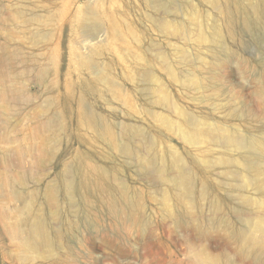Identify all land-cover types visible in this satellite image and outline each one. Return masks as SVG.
<instances>
[{
	"label": "bare ground",
	"instance_id": "obj_1",
	"mask_svg": "<svg viewBox=\"0 0 264 264\" xmlns=\"http://www.w3.org/2000/svg\"><path fill=\"white\" fill-rule=\"evenodd\" d=\"M175 1L128 0V9L142 14L123 17L129 21L121 25L115 0H90L81 7L76 0H0V144L17 145L11 152L0 151L4 171L0 196L23 201L22 210L14 215L4 213L2 219L24 262L37 258L53 264L57 259L60 246L49 226L50 218L62 220L67 238L80 237L81 224L70 215L73 208L92 228L96 212L106 216L119 234H126L128 224L135 229L144 225L137 217L146 205L142 194L130 191L121 181L119 159L132 160L135 152L130 141L136 133L145 134L132 131L134 105L117 82V58L121 55L133 63L136 55L126 50L133 40L141 44L134 39L138 29L133 31V23L138 24L137 33L147 45L154 23L150 19ZM223 2L220 17L228 39H234L235 14L243 16L247 27L249 14L264 18V0ZM146 19L152 24L149 29ZM213 29L214 57L219 49L236 55L230 52L218 23ZM80 32L90 40L82 48L74 41V34ZM119 39L126 50L118 49ZM140 44L138 48L143 47ZM150 61L146 59L145 65ZM135 64L134 73L140 78L149 76L151 72H142ZM203 70L198 56L189 75ZM201 88L212 90L205 80L189 89ZM203 100L212 101L214 96L206 95ZM169 101L165 99L162 107L177 108ZM181 109L177 117L166 116L163 121L171 129L178 128L184 144L194 152L155 145L150 157L140 158L132 167L140 169L142 177L153 175L152 181L160 186V201L166 207L172 204L166 211L178 227L190 225L209 234L214 225L235 246L240 264H264V130L247 122L243 113L235 112L234 118L241 123L229 127L210 113L200 115L186 106ZM26 161L31 163L29 169L24 167ZM31 173L58 179V188L41 183L35 192L28 191L27 199L26 175ZM60 193L66 206L62 214ZM206 213L226 217L207 221ZM191 214L197 215L196 224H188ZM23 231L28 233L26 238H21ZM190 258L195 264H238L224 250L214 256L194 249Z\"/></svg>",
	"mask_w": 264,
	"mask_h": 264
},
{
	"label": "rangeland",
	"instance_id": "obj_2",
	"mask_svg": "<svg viewBox=\"0 0 264 264\" xmlns=\"http://www.w3.org/2000/svg\"><path fill=\"white\" fill-rule=\"evenodd\" d=\"M89 1L76 0V5L81 7ZM115 2L118 21L121 23L120 20H122L121 25L127 21L123 17L126 16L127 19L131 15L135 17L142 14L134 12V15L128 9V0H115ZM166 7V10L155 13L156 15L153 16L155 20L150 19L152 23L154 22L153 26L149 27L152 24L146 19L148 21L146 27H149V31L152 32L150 36L152 40L149 38L150 42L148 41L147 45H143L140 39L142 37L137 33L139 27L136 23H133L132 26L135 27L132 28L134 32L135 28L138 29L135 33L139 35V39H136L137 35L134 39L141 44L133 40L130 48L126 50L122 40L119 39L117 43L119 50H126V52L131 50L137 57L132 63L126 61L123 56H118L117 78L119 79L117 82L119 80L118 84L120 83L123 89L120 88V90L128 99H132L130 102L134 105L132 106L134 107L132 131L136 133L140 130L145 137L134 134L130 141L131 148L135 152L134 158L119 160L122 167L121 181L130 187V191L133 189L144 198L145 208L140 209L137 217L142 219L145 226L135 229L128 224L126 234H119L106 216L96 212L92 215L94 217L92 228L85 220H82L79 210L73 208L70 210V215L74 221L81 224L78 239H69L64 236L61 219L50 218L49 220V226L57 234L60 246L57 259L53 264H195L190 258L191 251L194 249L206 250L214 256L224 250L240 264L235 246L229 244L227 236L218 232L214 225L210 226L209 234H201L190 225L178 227L175 217L169 216L166 211L167 208L171 209L172 204L168 203L166 207V204L160 201L162 199L159 194L160 186L152 181L153 175L142 177L141 170L133 168L132 164L138 162L140 158L150 157L155 145L159 147L171 145L181 151L194 152L195 149L184 144L180 130L169 128L163 121L166 116L177 117L181 108L185 106L195 109L200 115L210 113L213 119L223 120L229 127H235L241 123L239 119L234 118V113H243L247 122L256 125L259 131L264 130V18L249 14L250 26L247 27L243 16L235 14L231 32V37L233 36L234 39H228V33L220 17L224 8L223 0H176ZM217 23L222 28V36L227 38L230 52L236 55L219 49L218 56L214 57L211 39L214 33L213 27ZM2 33H5V30ZM203 37L206 39L203 40ZM88 38V34L84 32L74 34L75 44L80 48L90 43ZM139 44L143 47L138 48ZM136 53L140 55V58ZM140 53L147 54V57L145 54L141 56ZM198 56L204 63V70L191 77L189 68L194 66ZM146 59L151 60L150 64L145 65ZM136 61L139 67L141 66L142 72H151L148 76L151 77L150 79L140 78L141 76L137 75L138 72H133L134 67L137 66ZM210 71L213 73L211 74ZM131 73L135 74L134 78V74L131 75L132 77L129 75ZM129 77L133 79H128ZM200 80L209 83L212 90L189 89L190 85ZM146 82L151 83L148 85ZM147 88L152 91L150 95L147 94ZM206 95L208 97L213 95L214 100H203ZM166 97L168 101L170 100L169 103L177 108L162 107ZM8 136L12 137L13 134ZM16 146V144H0V151L11 152L16 149ZM72 147L76 149L77 143H73ZM24 167L29 169L31 163L26 161ZM6 169L11 170V168ZM2 173L4 171L0 168V184L4 177ZM41 183L57 188L59 186V180L56 178L47 179L38 173L27 174L26 187L29 189L24 192L27 199ZM28 191L29 194H27ZM10 192L13 191L7 193L11 194ZM58 196L62 204L60 213L62 214L66 207L65 200L61 193ZM9 197L0 196V264H45L43 260L37 258H31L27 262L20 259L17 247L4 227L2 215L4 213L14 215L22 210L23 201ZM225 217L221 213L214 216L206 213L203 216L207 221L211 218ZM195 220L197 215L191 214L187 222L196 224ZM27 235V231H23L21 238H26ZM68 246L70 250H67ZM124 246L126 249L122 253L119 248ZM143 247L145 249H142ZM142 254L146 256L142 257Z\"/></svg>",
	"mask_w": 264,
	"mask_h": 264
}]
</instances>
